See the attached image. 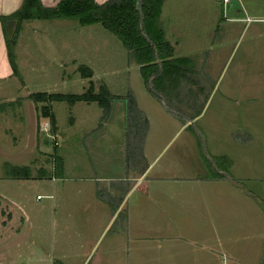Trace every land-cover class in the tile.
<instances>
[{"label":"rangeland","instance_id":"1","mask_svg":"<svg viewBox=\"0 0 264 264\" xmlns=\"http://www.w3.org/2000/svg\"><path fill=\"white\" fill-rule=\"evenodd\" d=\"M158 22L193 68L163 95L98 24L22 22V83H0V178L4 164L50 171L52 146L63 176L0 179V264H264V0H162ZM81 65L109 109L51 103L56 139L27 96L82 94Z\"/></svg>","mask_w":264,"mask_h":264},{"label":"trees","instance_id":"2","mask_svg":"<svg viewBox=\"0 0 264 264\" xmlns=\"http://www.w3.org/2000/svg\"><path fill=\"white\" fill-rule=\"evenodd\" d=\"M162 0H106L100 4L96 0H58L54 7H43L39 0H22L20 7L7 16H0V30L6 59L12 76L22 80L16 69L13 50L16 46L21 23L24 21L74 20L80 26L98 24L113 35L123 49L139 66V74L149 91L168 94L178 88L180 81L193 72L192 61L188 58H173V49L165 41L158 22ZM81 79H87V87L82 94L33 93L27 100L42 103L39 116L45 120L50 133H55V121L50 111L51 103H65L69 107L76 103H94L101 110L109 109V93L104 85L94 87L91 71L85 66L77 67ZM39 125V122H38ZM37 125V127H38ZM51 169H42L32 176L27 166L4 164L6 178L11 180H31L62 177L63 162L52 146L49 156ZM56 264V263H54Z\"/></svg>","mask_w":264,"mask_h":264},{"label":"crops","instance_id":"3","mask_svg":"<svg viewBox=\"0 0 264 264\" xmlns=\"http://www.w3.org/2000/svg\"><path fill=\"white\" fill-rule=\"evenodd\" d=\"M40 1H41V5L43 7H54L58 0H40ZM21 2H22V0H0V16H7V15L11 14L12 12L16 11L20 7ZM20 29H21V27H20ZM13 54L15 55L14 52H13ZM10 76H11L10 68H9V65H8V62H7V59H6V53H5L3 38H2L1 30H0V83L4 82V80L7 79ZM72 119L70 118L68 120L69 121V124H70V127H73V125H74V119L73 120ZM35 122H36V117H35L34 123ZM37 124H38V121L36 122V126H37ZM39 124H41V125L42 124L43 125H47V123H45V120H42V119H40ZM55 128H56L55 133H53V134L51 133V135L53 137H56V139L60 135H62V136L64 135V136L67 137V134H66L67 131L60 132L59 133L56 126H55ZM120 132H121V135H122V131H120ZM114 145L116 147H118V150L116 151V153L117 154H122L123 153V149H124L123 148L122 140H121V143L119 141L114 142ZM62 162H63V160H62ZM8 165H10V164H8ZM11 166H16V165H11ZM103 168H104L103 166L100 167L101 170H103ZM3 171H4V169H3ZM62 174H63V171H62ZM0 179L1 180L2 179L3 180H7L8 178H6V176H5V177H2ZM50 179H54V178H50ZM138 179L139 178H137V180ZM102 180H107V179L106 178H102ZM123 180H124V182H126L128 179H123ZM185 180H187V178ZM16 181H19V180H16ZM183 183L186 185V182H183ZM248 197H250V196L248 195ZM0 198L3 199L4 201L8 202V203H11L10 201H7L5 198H3L2 196H0ZM188 201L189 200L186 199V198L183 199V203H187ZM0 214H1V211H0ZM0 222L3 223V220H0ZM138 226H139V224H138ZM138 226L136 228H134L135 229V232H134L135 233V236L134 237L136 239H139V235L137 234L138 233ZM127 231H130V229L128 228V226H127V229H125V232H127ZM128 237L129 238H132L131 235L128 236ZM128 237H125V238H128ZM260 247H261L262 253L264 254V230H263V234L261 235V244H260ZM2 250H4V248H0V251H2ZM263 259H264V256H263ZM54 263H56V264H64L63 262L59 261L57 258L56 259H52L50 261V264H54Z\"/></svg>","mask_w":264,"mask_h":264},{"label":"built area","instance_id":"4","mask_svg":"<svg viewBox=\"0 0 264 264\" xmlns=\"http://www.w3.org/2000/svg\"><path fill=\"white\" fill-rule=\"evenodd\" d=\"M222 1L225 3L226 0H222Z\"/></svg>","mask_w":264,"mask_h":264}]
</instances>
